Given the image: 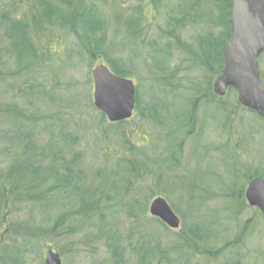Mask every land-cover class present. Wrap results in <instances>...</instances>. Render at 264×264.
Instances as JSON below:
<instances>
[{
	"label": "trees",
	"instance_id": "trees-1",
	"mask_svg": "<svg viewBox=\"0 0 264 264\" xmlns=\"http://www.w3.org/2000/svg\"><path fill=\"white\" fill-rule=\"evenodd\" d=\"M232 10L233 0H0V225L6 209L11 218L0 264H44L47 249L63 264H257L248 253L256 222L236 217L246 205L245 186L227 229L189 224L169 198L182 222L178 233L149 214L151 201L165 196L153 169L159 159L168 154L178 169L183 141L204 137L207 120L197 108L214 106L229 123L238 109L262 121L238 103L235 90L226 94L229 105L213 91ZM99 60L134 80L135 114L153 127L146 111L153 105L158 114L159 104L143 101L145 86L190 104L175 130L156 128L172 138L163 151L133 145L130 121L107 123L88 89L73 94L68 69L91 70ZM175 66L192 79L179 78ZM138 76H147V85ZM91 156L96 165L88 167ZM256 177L264 173L247 175V183Z\"/></svg>",
	"mask_w": 264,
	"mask_h": 264
},
{
	"label": "rangeland",
	"instance_id": "rangeland-1",
	"mask_svg": "<svg viewBox=\"0 0 264 264\" xmlns=\"http://www.w3.org/2000/svg\"><path fill=\"white\" fill-rule=\"evenodd\" d=\"M129 50L130 48L128 52ZM134 54L141 53L138 49H134ZM151 61L154 64L159 59L152 57ZM100 63H103L102 60H99L96 66ZM259 64L260 72L264 75V54L261 55ZM177 66L172 70H180L179 78L192 79L193 75L187 72L186 68H177ZM94 67L91 70H88L86 66H83L82 69L80 67L79 70L68 69L67 80H71L73 94L88 89L93 100L92 71ZM88 73L89 77H87ZM146 77L143 76L144 79L139 77L137 80L141 81L144 86L147 85L145 84ZM186 84L185 81L184 85ZM143 89L146 95V98L143 96V101L159 104L158 114L152 111L153 105L149 106L146 111L152 117L155 125L153 127L145 123L138 114H134L126 126V135L133 145L148 148V151L157 154L172 141V138L162 139L158 130L171 132L175 130L176 123L185 122L190 116V104L184 101L180 95L165 94L152 85L145 86ZM187 95L190 94L187 93ZM219 100L229 105L233 102V97L227 95ZM80 102L86 105L87 101L81 96ZM197 110L201 119L207 120L204 126V137L197 139L191 137L183 141V152L178 169L168 154L159 159V167L155 166L153 169L157 173V184L165 196L158 197H163L168 202L169 199H172L179 209L180 215L185 216L189 224L201 225L206 228L212 225L213 229L224 226L227 229L232 216L235 215L236 209L243 200V198H239L238 190L242 186L247 188L246 176L256 172L264 173V121L239 109L236 110L235 119H232L230 123L223 113L214 106L208 109L202 106L200 110L197 108L194 112ZM88 111L92 120H96L97 113L92 110ZM107 123L110 122L107 120ZM88 131L96 134V129L91 127ZM92 133L88 135V140L95 138ZM177 135L182 137L180 134ZM180 142L181 140L178 141L179 144ZM95 159L91 156L87 160V166L96 165ZM148 187H150V181H147L143 186L145 189ZM245 203L244 209L236 217L242 221L251 219L256 222V230L248 245V253L254 259L257 258V264H264V220L261 219L258 210L250 207L247 201ZM9 214L8 209L3 212L4 222L0 225V242L2 233L11 220ZM175 232L178 233L179 230Z\"/></svg>",
	"mask_w": 264,
	"mask_h": 264
},
{
	"label": "water",
	"instance_id": "water-1",
	"mask_svg": "<svg viewBox=\"0 0 264 264\" xmlns=\"http://www.w3.org/2000/svg\"><path fill=\"white\" fill-rule=\"evenodd\" d=\"M232 26L223 52L224 70L214 81V94L223 98L229 89L235 90L238 103L264 120V84L259 64L264 54V0H233ZM92 80L94 106L110 123L132 119L136 110L133 79L121 77L100 63L92 71ZM245 199L264 216V179L256 177L248 183ZM149 214L169 229L181 230V219L165 198H155ZM44 264H63L62 256L49 249Z\"/></svg>",
	"mask_w": 264,
	"mask_h": 264
}]
</instances>
